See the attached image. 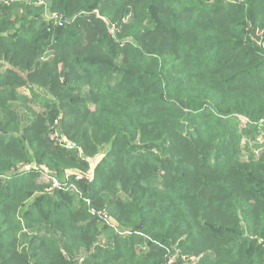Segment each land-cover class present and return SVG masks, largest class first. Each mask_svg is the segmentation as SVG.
Instances as JSON below:
<instances>
[{
	"label": "trees",
	"instance_id": "1",
	"mask_svg": "<svg viewBox=\"0 0 264 264\" xmlns=\"http://www.w3.org/2000/svg\"><path fill=\"white\" fill-rule=\"evenodd\" d=\"M0 264H264V0H0Z\"/></svg>",
	"mask_w": 264,
	"mask_h": 264
},
{
	"label": "built area",
	"instance_id": "2",
	"mask_svg": "<svg viewBox=\"0 0 264 264\" xmlns=\"http://www.w3.org/2000/svg\"><path fill=\"white\" fill-rule=\"evenodd\" d=\"M54 139H55V138H54ZM54 139H53V140H54ZM42 175H43V177H45V178H49V179L51 180V182H52V186H53V187H62V186H66V188L69 189V185H68L67 182H66V181H67V178H66L64 181H62V182H58V181L55 180L54 178L48 176L45 172H42ZM75 178H76V180H80V179H81L80 176H76Z\"/></svg>",
	"mask_w": 264,
	"mask_h": 264
},
{
	"label": "rangeland",
	"instance_id": "3",
	"mask_svg": "<svg viewBox=\"0 0 264 264\" xmlns=\"http://www.w3.org/2000/svg\"><path fill=\"white\" fill-rule=\"evenodd\" d=\"M48 9H49V6L46 4V10H47V16L50 18L51 15L49 14L48 12ZM56 140V138L54 139V141ZM56 143H58L59 145H61L62 147H65V144H62L60 143L59 139L57 138V140L55 141ZM94 160V159H93ZM93 162V161H92ZM92 162H91V165H92ZM93 166V165H92Z\"/></svg>",
	"mask_w": 264,
	"mask_h": 264
}]
</instances>
